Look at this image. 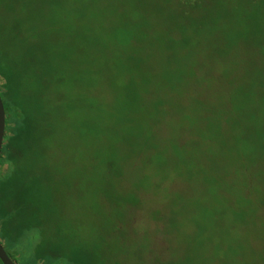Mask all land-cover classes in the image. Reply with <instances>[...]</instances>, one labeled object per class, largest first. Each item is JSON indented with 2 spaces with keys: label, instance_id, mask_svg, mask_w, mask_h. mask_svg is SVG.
<instances>
[{
  "label": "trees",
  "instance_id": "16d2710c",
  "mask_svg": "<svg viewBox=\"0 0 264 264\" xmlns=\"http://www.w3.org/2000/svg\"><path fill=\"white\" fill-rule=\"evenodd\" d=\"M0 95V242L16 264H126L137 218L157 244L151 200L178 217L215 135L234 138L237 190L264 208V0H0ZM165 246L154 264H195Z\"/></svg>",
  "mask_w": 264,
  "mask_h": 264
},
{
  "label": "rangeland",
  "instance_id": "374dc122",
  "mask_svg": "<svg viewBox=\"0 0 264 264\" xmlns=\"http://www.w3.org/2000/svg\"><path fill=\"white\" fill-rule=\"evenodd\" d=\"M175 124L176 121L170 119L166 126L172 128ZM215 138L216 141L204 145L199 156L207 178L199 185H187L181 191L177 218L169 211V205L151 200L149 206L165 207L161 217L163 230L157 228V244H151L154 249L145 246V242L150 239L147 234L151 231L155 234V229L149 228L147 218L144 222L137 218L131 229L133 242L124 246L126 264H154L156 254L161 252L157 250L165 245L167 251L160 253L162 258L178 260L187 256L190 258L188 263L264 264V208L258 209L256 200L237 190L239 181L235 173L239 165L232 157L234 138L217 135ZM222 175H227L229 181L221 179ZM80 189L82 192L78 193L76 189L74 196L75 202L81 203L77 222L88 229L92 187ZM225 191L227 193L223 195ZM148 216L154 218L156 214L149 213ZM151 249L154 254L147 255Z\"/></svg>",
  "mask_w": 264,
  "mask_h": 264
},
{
  "label": "water",
  "instance_id": "95a60500",
  "mask_svg": "<svg viewBox=\"0 0 264 264\" xmlns=\"http://www.w3.org/2000/svg\"><path fill=\"white\" fill-rule=\"evenodd\" d=\"M5 133H6V113H5L4 103L0 95V157L4 145ZM0 261L2 262V264H16V262H14V260L8 255V253L5 250V247L1 242H0Z\"/></svg>",
  "mask_w": 264,
  "mask_h": 264
}]
</instances>
